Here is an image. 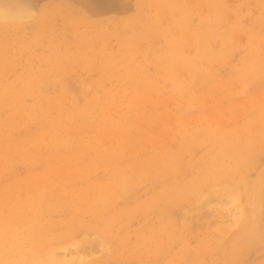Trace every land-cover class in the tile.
<instances>
[{
  "label": "rangeland",
  "instance_id": "rangeland-1",
  "mask_svg": "<svg viewBox=\"0 0 264 264\" xmlns=\"http://www.w3.org/2000/svg\"><path fill=\"white\" fill-rule=\"evenodd\" d=\"M22 2L0 264H264V0Z\"/></svg>",
  "mask_w": 264,
  "mask_h": 264
},
{
  "label": "clouds",
  "instance_id": "clouds-1",
  "mask_svg": "<svg viewBox=\"0 0 264 264\" xmlns=\"http://www.w3.org/2000/svg\"><path fill=\"white\" fill-rule=\"evenodd\" d=\"M14 6H6V0H0V24L22 26L35 18L34 10L23 5L22 0H10Z\"/></svg>",
  "mask_w": 264,
  "mask_h": 264
},
{
  "label": "bare ground",
  "instance_id": "bare-ground-1",
  "mask_svg": "<svg viewBox=\"0 0 264 264\" xmlns=\"http://www.w3.org/2000/svg\"><path fill=\"white\" fill-rule=\"evenodd\" d=\"M22 3H23V2H22ZM24 3H26V2H24ZM24 3H23L24 6L30 8L29 6H27V3H26V4H24ZM28 3H29V1H28ZM31 3H32V2H31ZM6 6H14V5H12V4L10 3V0H6ZM139 28H140V27H139ZM141 30H142V29H141ZM138 31H139V30H138ZM141 34H142V33H141ZM136 40H137V39H136ZM139 40H140V38H139ZM257 46H258V45H257ZM260 48H261V47H260ZM222 143H223V142H222ZM230 146H231V145H230ZM225 153H226V152H225ZM225 153H224V155H225ZM235 153H236V152H235ZM237 153H238V150H237ZM239 154H240V153H239ZM238 165H239V163H238ZM224 166H225V165H224ZM221 168H222V167H221ZM240 171H241V170H240ZM217 174H218V173H217ZM242 178H243V177H242ZM225 184H226V183H225ZM190 192H191V191H190ZM236 197H237V196H235V199H236ZM200 198H201V197H200ZM194 200H195V199H194ZM238 219H239V218H238ZM4 223H5V222H4ZM52 257H55V256L52 255ZM53 259H54V258H53ZM54 261H55V260H54ZM54 261L52 262V264H58V263H55L56 261H55V262H54ZM49 264H50V263H49ZM59 264H60V263H59ZM62 264H66V262H65V263L62 262Z\"/></svg>",
  "mask_w": 264,
  "mask_h": 264
}]
</instances>
